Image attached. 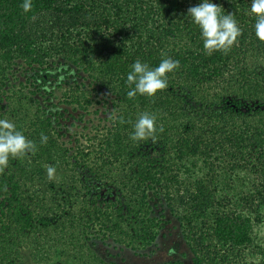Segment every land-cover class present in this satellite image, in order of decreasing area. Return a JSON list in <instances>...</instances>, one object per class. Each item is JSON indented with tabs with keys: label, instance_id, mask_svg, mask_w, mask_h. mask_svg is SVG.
<instances>
[{
	"label": "trees",
	"instance_id": "trees-1",
	"mask_svg": "<svg viewBox=\"0 0 264 264\" xmlns=\"http://www.w3.org/2000/svg\"><path fill=\"white\" fill-rule=\"evenodd\" d=\"M201 2L32 0L25 12L23 0H0V119L13 117L16 130L36 144L34 152L10 157L0 172V264H18L20 237L37 222L49 225L28 203L37 200L28 192L37 191L49 166L70 189L95 192L66 216L72 229L82 223L145 249L160 226L147 217L146 193L161 192L184 208L181 222L193 264H264V42L255 34L252 0H213L222 14L234 13L243 34L227 54L209 55L199 26L187 15ZM165 58L180 62L167 74L168 88L130 99L131 65L139 59L155 68ZM54 62L76 68L101 93L102 106L110 107L93 131L74 134L69 142L60 123L68 118L39 107L36 99ZM17 63L33 74L26 82L36 90H6ZM61 103L78 112L72 116L78 122L102 114L92 111L100 102L83 83L65 91ZM144 113L156 117L150 143L130 138ZM180 125L184 134L175 137ZM239 180L242 186L233 190ZM104 186L114 190L106 201ZM48 189L53 194L55 186Z\"/></svg>",
	"mask_w": 264,
	"mask_h": 264
},
{
	"label": "rangeland",
	"instance_id": "rangeland-1",
	"mask_svg": "<svg viewBox=\"0 0 264 264\" xmlns=\"http://www.w3.org/2000/svg\"><path fill=\"white\" fill-rule=\"evenodd\" d=\"M249 61L252 65L259 66V70L263 69L262 63H257L255 60ZM46 72L50 77L36 99L38 100L39 107H44L51 113L57 111L68 118L67 121L60 120V123L69 129V132H67L66 127L62 128L65 141L72 140V137L79 133H83L84 135L91 132L89 130L90 127L93 131V126L97 122L96 120L98 118H105L110 114L109 105L102 106L101 99H99L101 93L97 95V88L92 83L85 82L76 68L70 65L65 66L63 62H54L50 64ZM32 75L21 63H17L9 72V86H7L6 90L12 86L16 90L21 89L26 94L29 91L36 90L37 86L31 87L26 82V78ZM81 83L91 93V96H95V100L100 102L99 105H94L92 111L98 108L102 114L98 115L97 118L94 115L87 116L83 121L78 122L72 117H77L78 112L72 111L70 107L61 102L62 94L65 91L70 90L71 87L75 88ZM11 89L13 90V88ZM192 105L194 106V104ZM188 108L186 106V109ZM66 112L68 113L65 114ZM9 120L13 122L14 118L10 117ZM88 120L92 121L88 122ZM85 126L86 129H84ZM178 128L179 131L176 133L178 136L175 137L184 134V128L181 125ZM154 139L151 135L143 140H138V142L150 143ZM248 159L252 166L259 167L257 155L251 154ZM76 174L78 176L75 175V177H80L79 173ZM55 176H57L56 173L52 178H49L48 173H46V176L44 175L39 179L38 183L36 182L37 191L32 192L31 190V192H28V195L32 193L37 198L32 203L28 201L32 211L38 214L37 216L40 218L46 219L49 225L44 226L37 222L31 231H27L20 237V240L23 241L17 247L18 264H193L194 257L186 241L181 222L184 208L180 207L178 203L167 201L163 193L158 192L156 196H153V193L150 192L146 193L148 198H146L145 202H147L148 207L150 206L147 217L157 220L160 224L156 230L157 236L154 242L145 249L140 248L139 244L135 248H130L116 242L113 238L104 237L96 228L86 227L82 223L75 224L72 229L66 216L69 213L78 212L84 201L90 198L89 196H95V192L90 191L89 195H86L87 190L83 188L80 192L77 189L75 191L68 187L65 178L60 180L62 175L58 174L57 177ZM256 178L254 176L250 181L256 180ZM234 180L232 178V182ZM242 182L245 189V181ZM50 183L55 186L53 194L48 189ZM61 184L64 185L63 188ZM238 186H242L240 180L236 184L234 182L231 188L234 190ZM110 188V186H104L101 189V194H106L104 201L114 193V190ZM42 196L43 198L45 196V202L47 200L48 204H44L45 202L41 204ZM233 196L234 192L230 197ZM40 206H43L44 209H41ZM61 215H64V217L62 218Z\"/></svg>",
	"mask_w": 264,
	"mask_h": 264
},
{
	"label": "clouds",
	"instance_id": "clouds-1",
	"mask_svg": "<svg viewBox=\"0 0 264 264\" xmlns=\"http://www.w3.org/2000/svg\"><path fill=\"white\" fill-rule=\"evenodd\" d=\"M23 10L29 12L32 9V0H23ZM251 12L255 14V34L264 42V0H252ZM187 15L192 22L199 26L205 51L211 55L220 51L227 54L234 45H238V38L243 34L234 13L224 15L221 7L213 0H202L197 6L190 7ZM180 67L179 60L171 58L162 59L160 64L152 68L148 63L139 59L131 65V71L127 74L126 83L130 90L127 96L132 99L137 93L154 97L160 90L168 88V73H173ZM121 118V123H123ZM163 129H160L162 131ZM157 131L156 117L148 113L142 114L130 134L132 140H143ZM48 137L41 136V143L46 144ZM36 144L29 140L21 131L16 130V125L8 119H0V172L9 166L10 157L27 155L34 152ZM49 178L55 173V168H47Z\"/></svg>",
	"mask_w": 264,
	"mask_h": 264
}]
</instances>
